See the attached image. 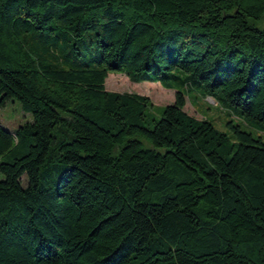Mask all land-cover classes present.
<instances>
[{"label": "trees", "instance_id": "obj_1", "mask_svg": "<svg viewBox=\"0 0 264 264\" xmlns=\"http://www.w3.org/2000/svg\"><path fill=\"white\" fill-rule=\"evenodd\" d=\"M190 95L264 133V0H0V264H264V138Z\"/></svg>", "mask_w": 264, "mask_h": 264}, {"label": "rangeland", "instance_id": "obj_2", "mask_svg": "<svg viewBox=\"0 0 264 264\" xmlns=\"http://www.w3.org/2000/svg\"><path fill=\"white\" fill-rule=\"evenodd\" d=\"M106 89L111 92L118 93H135L148 97L158 107L160 113V107H165L174 103L175 91L167 90L163 88L159 83L143 82L134 83L125 74H109L106 80ZM190 99H187L185 110L192 116L198 119L208 118L215 127L222 131L229 133L227 123L234 121L236 124L242 126V128L248 132H251L254 137H263L264 133L251 127L244 119H241L231 111L223 109L212 98H203L198 96L196 103L193 100L194 95H190ZM28 122H32V116L29 113H25L22 110L20 103L16 100L9 101L4 107H0V124L8 131L14 133L20 126L25 125ZM1 161V158H0ZM23 185L25 180L22 179Z\"/></svg>", "mask_w": 264, "mask_h": 264}]
</instances>
